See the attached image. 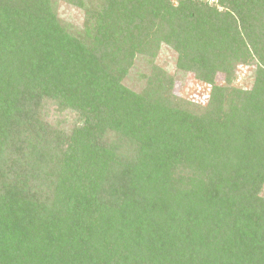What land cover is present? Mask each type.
Wrapping results in <instances>:
<instances>
[{"label":"trees","instance_id":"1","mask_svg":"<svg viewBox=\"0 0 264 264\" xmlns=\"http://www.w3.org/2000/svg\"><path fill=\"white\" fill-rule=\"evenodd\" d=\"M210 2L0 0V264H264V0ZM163 47L206 106L173 94Z\"/></svg>","mask_w":264,"mask_h":264},{"label":"rangeland","instance_id":"2","mask_svg":"<svg viewBox=\"0 0 264 264\" xmlns=\"http://www.w3.org/2000/svg\"><path fill=\"white\" fill-rule=\"evenodd\" d=\"M87 2V0H84ZM211 3V2H210ZM58 15L65 21L76 27H80L84 21L83 10L71 6L65 2H58ZM177 54L172 49L163 47L155 59V65L159 69L166 71L174 78L173 94L184 100H189L195 105L206 106L209 101L211 86L205 84L195 78L191 73H186L176 68ZM254 65H240L235 69L234 87L250 88L254 81ZM153 73L152 66L143 60L136 61V65L130 72V76L126 81V85L137 91L141 90L150 74ZM224 73L221 71L217 77L220 85H225ZM45 120L52 125L66 128L76 120L77 115L70 110L63 111L54 105H50L45 111ZM264 195V190H263Z\"/></svg>","mask_w":264,"mask_h":264},{"label":"built area","instance_id":"3","mask_svg":"<svg viewBox=\"0 0 264 264\" xmlns=\"http://www.w3.org/2000/svg\"><path fill=\"white\" fill-rule=\"evenodd\" d=\"M209 1L213 2L214 0H209Z\"/></svg>","mask_w":264,"mask_h":264}]
</instances>
